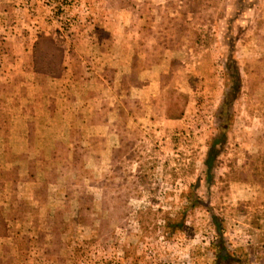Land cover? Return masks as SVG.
<instances>
[{
  "label": "rangeland",
  "instance_id": "374dc122",
  "mask_svg": "<svg viewBox=\"0 0 264 264\" xmlns=\"http://www.w3.org/2000/svg\"><path fill=\"white\" fill-rule=\"evenodd\" d=\"M0 218V264H264V0H0Z\"/></svg>",
  "mask_w": 264,
  "mask_h": 264
},
{
  "label": "trees",
  "instance_id": "16d2710c",
  "mask_svg": "<svg viewBox=\"0 0 264 264\" xmlns=\"http://www.w3.org/2000/svg\"><path fill=\"white\" fill-rule=\"evenodd\" d=\"M43 42H47L51 44L50 51H46L45 53L39 56V60L34 57L33 66L36 72L44 73L52 79H55L58 76V65H60L61 58H62V48L60 46L53 45L51 40H42ZM39 42L36 43L34 49V55L37 53V46ZM40 52V51H38ZM56 56V57H55ZM55 58V59H54ZM53 60V61H52ZM230 69H228L229 79L231 80V85L227 92L224 94L223 99L221 101L219 111L217 114V129L216 134L211 139L209 143L208 150L206 152L203 166H204V175L206 178L207 185H210L215 177V170L217 166V146L223 145L226 140V131L231 119V109L236 101L237 97L239 96L240 91V79H239V72L235 65H229ZM171 108L172 111H171ZM184 109L183 107H178V105L174 102L170 104V109L166 110V116L170 120H178L183 116ZM196 201H192V204ZM213 225L217 232L220 233L221 224L220 221L216 218H212ZM5 225L0 218V237L5 236ZM218 259L224 260L226 259V255H224L223 251L218 253Z\"/></svg>",
  "mask_w": 264,
  "mask_h": 264
}]
</instances>
